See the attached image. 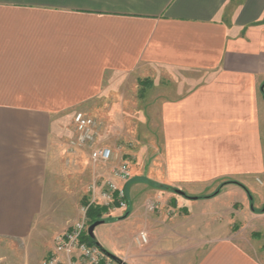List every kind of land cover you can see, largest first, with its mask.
I'll use <instances>...</instances> for the list:
<instances>
[{
    "label": "crops",
    "instance_id": "0c3cea01",
    "mask_svg": "<svg viewBox=\"0 0 264 264\" xmlns=\"http://www.w3.org/2000/svg\"><path fill=\"white\" fill-rule=\"evenodd\" d=\"M130 76L147 80L137 102L159 122V172L146 178L171 193L142 197L129 182L128 210L109 223L140 221L134 234L148 242L132 234L128 245L143 260L264 264V250L241 237L251 228L264 239V199L254 206L249 186L264 189V0H0V238L26 240L44 210L62 129L32 106L84 105ZM228 193L238 202L198 215L213 236L154 253L158 230H188L187 203ZM149 200L158 214L146 213Z\"/></svg>",
    "mask_w": 264,
    "mask_h": 264
},
{
    "label": "rangeland",
    "instance_id": "374dc122",
    "mask_svg": "<svg viewBox=\"0 0 264 264\" xmlns=\"http://www.w3.org/2000/svg\"><path fill=\"white\" fill-rule=\"evenodd\" d=\"M147 83V80L137 81L136 77L132 76L117 77L105 84L99 98L84 105L32 106V108H46L57 114L62 134L53 139L50 148L53 167H49L44 210L36 220L35 229L26 240L0 238V264H43L54 249L55 239L62 235L70 224L81 218L80 208L84 205L83 200L87 196L89 184L97 176H106L120 160H127L130 164L132 175L130 182L135 180L141 184L135 187L136 195L166 197L171 193L166 187L158 186L146 178L153 177V174L159 172V169L155 168H159L160 163L156 150L159 141V122L155 111L153 114L152 107L137 102ZM121 84L124 85L123 90L113 89L119 88ZM121 94L124 96L123 101ZM78 113L91 121L90 129L87 131L89 139L85 143L79 142L80 135L74 124V117ZM153 144L156 149H152ZM101 147L110 148L115 156L107 165H94L91 161V153ZM152 150H156L155 153H152ZM249 186L254 198V206H259L261 199H264V189L259 186L258 181L252 182ZM219 199L210 205L187 203V210L191 215L188 230L184 229L183 225L170 231L158 230L156 234L158 245L154 253L161 255L172 252L173 248L188 242L184 237L194 239L213 236L210 231L202 232L203 219L198 215L203 212L220 211L233 200L238 202L236 195L231 193ZM160 211L156 209L152 213L147 211L146 213L155 215ZM107 216L104 214V219H107ZM139 222L132 219L115 224L105 222L95 229L97 242L106 252L128 258L132 264H174L175 260L168 257L143 260L138 257L136 247L133 249L129 247L128 237L138 230ZM250 229H246L241 235L243 241L264 250V239L258 241L260 234L256 233L259 232L250 233ZM141 233L145 234L148 242L147 232ZM138 234H134V239ZM254 240L261 244H256Z\"/></svg>",
    "mask_w": 264,
    "mask_h": 264
},
{
    "label": "built area",
    "instance_id": "2783aa9c",
    "mask_svg": "<svg viewBox=\"0 0 264 264\" xmlns=\"http://www.w3.org/2000/svg\"><path fill=\"white\" fill-rule=\"evenodd\" d=\"M74 124L80 135L79 142H87L91 121L78 113L74 117ZM114 156L115 153L108 147L96 148L91 153V161L94 165H107ZM95 178L97 180H93L88 186L86 204L80 208L81 218L70 224L65 232L55 239L54 249L43 264H115L96 246H88L83 242L89 228L86 215L90 207L103 209L104 214L110 218L117 213L127 212L125 186L132 179L130 164L127 160H120L106 176ZM156 209V201L146 202L147 212L152 213ZM134 242L137 246H144L147 238L144 233H139Z\"/></svg>",
    "mask_w": 264,
    "mask_h": 264
},
{
    "label": "trees",
    "instance_id": "16d2710c",
    "mask_svg": "<svg viewBox=\"0 0 264 264\" xmlns=\"http://www.w3.org/2000/svg\"><path fill=\"white\" fill-rule=\"evenodd\" d=\"M167 190L169 189L167 188ZM217 194H218V191L214 193L212 196H215ZM83 204H86V198H84ZM104 212L105 211L99 207H90L86 215L88 219V226H91L92 224L96 222H100V221L110 222L111 221L110 217H108L107 219H104L103 217ZM83 242H85L88 246H96L95 240L91 239L88 235L83 238Z\"/></svg>",
    "mask_w": 264,
    "mask_h": 264
},
{
    "label": "water",
    "instance_id": "95a60500",
    "mask_svg": "<svg viewBox=\"0 0 264 264\" xmlns=\"http://www.w3.org/2000/svg\"><path fill=\"white\" fill-rule=\"evenodd\" d=\"M172 192H175L177 193L178 195H182L183 194L179 191H172ZM126 217V216H125ZM123 217V218H125ZM105 222L103 221H100V222H96L94 224H92L91 226H89L88 230H87V234L88 236L91 238V239H95V236H94V231L95 229L98 227V226H101L103 225ZM96 247L107 257L109 258L111 261H113L115 264H124L119 258L115 257L114 255L106 252L105 250L102 249V247L96 243Z\"/></svg>",
    "mask_w": 264,
    "mask_h": 264
}]
</instances>
